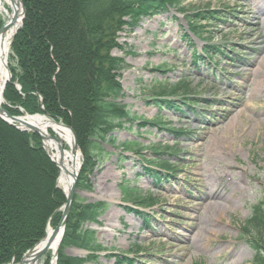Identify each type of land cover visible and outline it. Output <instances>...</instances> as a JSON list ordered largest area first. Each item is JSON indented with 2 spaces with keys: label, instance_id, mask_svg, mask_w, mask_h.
<instances>
[{
  "label": "rangeland",
  "instance_id": "rangeland-1",
  "mask_svg": "<svg viewBox=\"0 0 264 264\" xmlns=\"http://www.w3.org/2000/svg\"><path fill=\"white\" fill-rule=\"evenodd\" d=\"M181 2V9L171 8L158 15L141 14L134 20L123 16L110 50L112 57L126 65L112 78L123 89L118 102L135 118L124 122L113 136L118 144L138 141L144 147L140 152H125L117 144L104 142L105 151L90 176L92 190L78 191L86 201L109 203L100 218L101 225H91L107 248L100 253L101 264H131L128 260L132 258H136L134 264H250L257 261L255 249L262 250L261 245L243 239L241 229L249 221L253 205L264 198V0ZM206 7H224L230 14L222 17L225 21H201L204 33L199 38L194 36L195 48L224 49L218 56L220 68L238 72L231 81L227 77L230 74H225L221 83L216 82L220 74L199 72L200 60L195 63L193 59L195 48L181 39L183 31L191 32L184 19L186 13ZM258 10L261 24L254 26ZM233 50L247 58L242 68H236L240 63L230 58ZM11 60L10 65H16ZM208 62L205 58L201 70ZM181 82L188 83L189 93H195L198 108L204 110L190 114L186 117L189 119L176 109L152 103L153 99H163L156 96L157 86ZM24 113L29 112L19 115ZM159 115L165 123L162 128L150 124ZM142 121L149 123L143 125ZM172 128L185 129L188 134L178 138ZM222 136L231 142L230 147L221 144ZM213 137L219 142L210 144ZM155 146L163 147L164 152L172 147L177 153L155 154ZM5 147L12 151L6 142ZM81 155L83 162L82 151ZM142 158H161L180 171L163 170L169 177L160 180L146 171L150 165ZM13 163L18 161L14 158ZM229 167L235 168V177L244 186L243 194L232 203L224 197L209 200L205 193L217 191L228 180L230 184L237 182ZM123 179L132 180V185L157 200L145 209L151 215L149 219L139 215L137 210L144 209L137 202L122 198L119 183ZM213 201L220 205L206 206ZM67 253L81 257L88 254L74 246H69ZM50 256L44 264H50Z\"/></svg>",
  "mask_w": 264,
  "mask_h": 264
},
{
  "label": "trees",
  "instance_id": "trees-1",
  "mask_svg": "<svg viewBox=\"0 0 264 264\" xmlns=\"http://www.w3.org/2000/svg\"><path fill=\"white\" fill-rule=\"evenodd\" d=\"M26 15L22 27L11 44L10 65L12 80L6 86L3 107L12 115L26 112L46 113L70 125L77 136L84 160L77 190L90 191V176L95 172L104 153V142L121 146L126 152H140L144 147L138 141L117 143L113 132L126 121H134L127 106L118 102L122 96L120 83L113 76L120 75L122 65L110 50L115 46V35L120 29L123 16L129 20L142 15H158L170 8H180L181 0H23ZM181 9V8H180ZM224 9L206 7L187 13L185 19L193 35H203L201 21H225ZM183 40L194 43L187 32ZM208 47L205 52L218 51ZM11 60V61H12ZM15 82L21 85L18 90ZM161 84V83H160ZM188 83L175 86L161 84L154 90L152 103L170 107L183 116L182 108L198 103L195 98L185 97L183 103L164 100L166 96L190 95ZM187 101V104H184ZM12 105H10V104ZM149 123L142 121L143 125ZM150 124L164 127L163 116H157ZM168 130V129H167ZM170 130V129H169ZM178 138L187 136L185 129L172 128ZM5 142L12 148L7 150ZM155 146V154H173L174 148L165 150ZM161 150V151H160ZM25 157V159H23ZM18 163H13V159ZM122 159H125L122 155ZM143 159V158H142ZM157 159V158H156ZM151 164L146 171L158 179L165 170L175 169L163 159L144 160ZM31 163V164H30ZM58 167L51 161L37 133L17 129L0 118V264L18 263L24 253L46 236L48 223L56 226L61 220L60 207L66 201L57 187ZM132 180L119 183L122 197L140 205L155 202L152 195L132 185ZM109 204L106 201L89 202L75 193L67 219L65 234L58 252L57 264H99L97 252L105 247L97 238L91 224H101L99 217ZM144 215V213L137 211ZM256 224H262V228ZM243 228L256 232L262 250H257L255 264H264V200L253 205L249 221ZM250 232V233H251ZM68 246H77L89 251L86 257L69 256ZM133 263V260H128ZM122 264V263H117Z\"/></svg>",
  "mask_w": 264,
  "mask_h": 264
},
{
  "label": "bare ground",
  "instance_id": "bare-ground-1",
  "mask_svg": "<svg viewBox=\"0 0 264 264\" xmlns=\"http://www.w3.org/2000/svg\"><path fill=\"white\" fill-rule=\"evenodd\" d=\"M23 0H0V106L4 102V93L6 86L9 82V53L11 41L16 33L17 29L21 26L22 15H23ZM9 25L7 30H2V26ZM241 114V112H240ZM31 115V114H30ZM27 119L33 123L39 130L42 135V142L44 149L46 150L51 161L58 167V186L65 192L66 195L69 194L75 180L76 173L80 170L82 164V155L80 151H73L74 147V135L71 129L56 120H52L49 117L43 114H34L27 116ZM221 137V144L228 147L231 145L229 140L223 139ZM219 142L217 139H211L210 144H215ZM230 147V146H229ZM230 168V167H229ZM235 168H230L231 175L237 182L229 183L222 185V188H217V191L210 193H205L210 198L209 200L223 198L227 200L228 203H232L236 198H240L243 194L242 191L244 186L241 181L238 182L235 176H238L234 173ZM246 192V191H244ZM241 194V195H239ZM230 201V202H229ZM206 206H216L220 205L218 202H207ZM200 225V224H198ZM55 227L48 225V234L47 237H50L54 232ZM63 232L60 230L52 243L48 253L45 257H42L39 260H35L37 252L42 244H38L36 248L29 252L26 257V262L24 264H44L47 257L51 255V263L55 264V256L57 250L59 249Z\"/></svg>",
  "mask_w": 264,
  "mask_h": 264
},
{
  "label": "water",
  "instance_id": "water-1",
  "mask_svg": "<svg viewBox=\"0 0 264 264\" xmlns=\"http://www.w3.org/2000/svg\"><path fill=\"white\" fill-rule=\"evenodd\" d=\"M24 16H25V8L23 6L22 20L24 19ZM8 28H9V25H5V26H3L2 30H7ZM9 76H10V78H9V80H10L11 79V76H12L11 73H10V70H9ZM0 117L4 121H6L8 124L13 125V126H15L17 128L25 129V130H31L33 132L38 133L39 136L42 139V135L40 134L38 128L27 119V115H25V116H14V115H11L2 106H0ZM52 120H54V119H52ZM68 127L71 129V131H72V133L74 135V143L75 144H74V147H73V151H75L77 153L79 147H78V143H77L76 134H75V132H74V130H73L72 127H70V126H68ZM79 175H80V170L75 175L74 184H73V186H72L69 194L66 195L67 201H66V204L63 207V215H62V219H61L60 223L56 226V228L54 229V232L51 234L50 237H47L46 236L43 240H41L38 243V244H42V246L39 248V250L37 252V255L35 257L36 258L35 260H39L40 258H42L46 254V252L50 249L52 243L54 242V239H55L57 233L60 230H62V232L65 230L66 221H67V218H68L70 209H71V205H72L73 197H74V194H75V191H76V185H77V181H78ZM36 246H34L33 248H31L23 256V258H22V260H21V262L19 264H24L26 262L27 255L29 254V252L33 251L36 248Z\"/></svg>",
  "mask_w": 264,
  "mask_h": 264
}]
</instances>
